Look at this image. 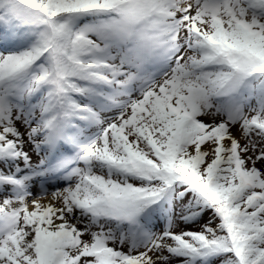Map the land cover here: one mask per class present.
<instances>
[{
    "label": "snow or ice",
    "instance_id": "snow-or-ice-1",
    "mask_svg": "<svg viewBox=\"0 0 264 264\" xmlns=\"http://www.w3.org/2000/svg\"><path fill=\"white\" fill-rule=\"evenodd\" d=\"M257 165L264 0H0V264H264Z\"/></svg>",
    "mask_w": 264,
    "mask_h": 264
},
{
    "label": "rangeland",
    "instance_id": "rangeland-1",
    "mask_svg": "<svg viewBox=\"0 0 264 264\" xmlns=\"http://www.w3.org/2000/svg\"><path fill=\"white\" fill-rule=\"evenodd\" d=\"M202 119H204L205 120V122L206 123H211V120H209L208 118H202ZM22 131H23V129H21ZM36 158L34 157V160H35ZM258 167H264V166H261V165H257ZM198 230V229H197Z\"/></svg>",
    "mask_w": 264,
    "mask_h": 264
},
{
    "label": "bare ground",
    "instance_id": "bare-ground-1",
    "mask_svg": "<svg viewBox=\"0 0 264 264\" xmlns=\"http://www.w3.org/2000/svg\"><path fill=\"white\" fill-rule=\"evenodd\" d=\"M42 202L47 203V200H44V201H42Z\"/></svg>",
    "mask_w": 264,
    "mask_h": 264
}]
</instances>
